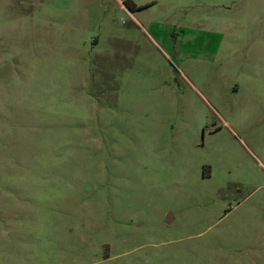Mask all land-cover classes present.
Masks as SVG:
<instances>
[{"label":"rangeland","instance_id":"obj_1","mask_svg":"<svg viewBox=\"0 0 264 264\" xmlns=\"http://www.w3.org/2000/svg\"><path fill=\"white\" fill-rule=\"evenodd\" d=\"M133 1L0 0V264H264V0Z\"/></svg>","mask_w":264,"mask_h":264},{"label":"trees","instance_id":"obj_2","mask_svg":"<svg viewBox=\"0 0 264 264\" xmlns=\"http://www.w3.org/2000/svg\"><path fill=\"white\" fill-rule=\"evenodd\" d=\"M123 3L125 6H127L129 9L136 8V3L133 0H123Z\"/></svg>","mask_w":264,"mask_h":264},{"label":"water","instance_id":"obj_3","mask_svg":"<svg viewBox=\"0 0 264 264\" xmlns=\"http://www.w3.org/2000/svg\"><path fill=\"white\" fill-rule=\"evenodd\" d=\"M171 217H172V215H171V213H169V214L167 215V217H166V220H167V221H170Z\"/></svg>","mask_w":264,"mask_h":264}]
</instances>
